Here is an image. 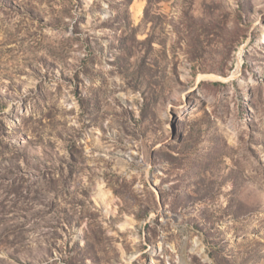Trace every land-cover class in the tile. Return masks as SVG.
<instances>
[{
  "label": "rangeland",
  "instance_id": "374dc122",
  "mask_svg": "<svg viewBox=\"0 0 264 264\" xmlns=\"http://www.w3.org/2000/svg\"><path fill=\"white\" fill-rule=\"evenodd\" d=\"M0 264H264V0H0Z\"/></svg>",
  "mask_w": 264,
  "mask_h": 264
}]
</instances>
